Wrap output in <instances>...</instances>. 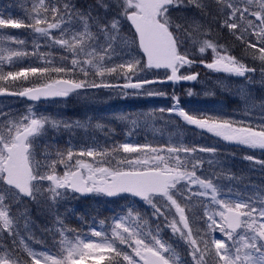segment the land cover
Returning a JSON list of instances; mask_svg holds the SVG:
<instances>
[{
  "label": "snow or ice",
  "instance_id": "1",
  "mask_svg": "<svg viewBox=\"0 0 264 264\" xmlns=\"http://www.w3.org/2000/svg\"><path fill=\"white\" fill-rule=\"evenodd\" d=\"M19 6L18 17L0 9V97L28 102L20 111L0 100V264H264V183L234 172L218 147L184 138L185 130H198L264 155V96L252 91L264 88V0ZM29 58L34 62L25 65ZM198 68L222 74L205 86V97L229 92L228 79L243 81L236 89L243 114L259 112L258 121L182 106L175 89L187 83V96L200 95ZM105 89L171 104L112 113L110 120L36 107ZM113 121L129 137L151 126L161 137L169 130L168 138L79 150L59 143L61 133L77 129L112 135ZM242 158L264 172V159ZM85 195L126 204L104 218L83 215L72 202ZM73 218L87 231L70 226Z\"/></svg>",
  "mask_w": 264,
  "mask_h": 264
},
{
  "label": "rangeland",
  "instance_id": "2",
  "mask_svg": "<svg viewBox=\"0 0 264 264\" xmlns=\"http://www.w3.org/2000/svg\"><path fill=\"white\" fill-rule=\"evenodd\" d=\"M16 8L19 10H22L20 8V4L23 2V0H11ZM6 32L16 34V31L14 30H5ZM15 32V33H14ZM7 68V66H6ZM218 76H222L220 74H213V73H201L202 77V83L195 86V91L201 93L198 96H192L189 97L186 95L184 97V100H186V108L190 109H202L206 111H212V110H218L222 109L226 113L233 114L236 119H248V120H255L258 121L259 112H256L253 114V116L246 117L243 114V108L244 105L240 98L236 95V89L239 84H241L243 81H241L238 78H231L226 80L225 82L229 85L230 91L229 92H221L217 90V94L214 97H205L202 92L206 85H209L211 82L215 81ZM258 78V75H257ZM252 91L255 93L257 97L264 96V88H262L259 84L255 85L252 88ZM186 94V93H185ZM4 101L5 104H10L14 110H20L23 111L27 104L25 101H22L20 99H0ZM124 102H142L143 107L146 109L144 111H135V112H149L154 109H158L160 107H167V105H170V100L168 98H161V97H146V96H137V97H130L127 99L118 97L115 93L111 92L110 90H98V91H89L87 93V98L84 96H77L76 94L72 95L71 98L67 101L62 102H48V103H42L37 104L36 107L40 110V112H46L49 114H60L66 118H68V113L70 111H75V115H78L79 119H83L85 116H99V117H106L108 120L111 119L112 113L117 112H123L122 109V103ZM82 110V111H78ZM113 121L112 123H114ZM119 125L123 127L122 132L125 133L127 128L124 127L123 124ZM157 128H161V124H156ZM109 128H112L111 125H109ZM108 129L100 130V129H91L88 131L84 130H75L72 134L68 133H61L59 138H61L62 134L63 136L67 137V142L70 141L71 145L74 143L78 146H92L94 143L98 146L101 144V147H111L112 137L115 135H106V132ZM168 131L165 130V134L163 137L160 136L159 132H154L151 128V126L147 128H141L139 131L135 132L130 138L134 139L135 142L138 141V143H148L147 140L153 142V143H163L168 138ZM200 136H204L201 133H195L191 130H185V140L187 142L197 143V138L200 139ZM197 137V138H196ZM129 138V139H130ZM139 138H141L139 140ZM211 140V138H208ZM212 142V141H211ZM214 146L218 147L222 157L225 158L228 163L231 165L232 170L235 171V169L240 172L243 170L247 173V175L251 178L254 176L257 181L260 183H264V175L258 176V174H261L259 167L257 166L254 169L249 168V162L244 160L242 157L249 154H255L258 158L264 157L258 155L260 152L259 150H249L244 149L242 146L234 145V149L238 152L242 153V157H238L235 155L227 154V150H232L233 146L228 147L227 145H224L223 143H214L212 142ZM110 145V146H107ZM261 154V153H260ZM90 159V158H85ZM252 180V179H251ZM99 227V226H97Z\"/></svg>",
  "mask_w": 264,
  "mask_h": 264
},
{
  "label": "trees",
  "instance_id": "3",
  "mask_svg": "<svg viewBox=\"0 0 264 264\" xmlns=\"http://www.w3.org/2000/svg\"><path fill=\"white\" fill-rule=\"evenodd\" d=\"M18 8L15 7V5L13 4V2L11 0H0V9H3L6 14H7V12L10 11L14 17H18V16L23 15V11L19 10ZM8 30H14V31H16V34H21L24 31L22 29H8ZM236 54L237 55L240 54L239 49L236 50ZM34 60H35V58H29V59H26L24 63H25V65L29 64V63H33ZM5 70H8V69L5 68ZM197 71H200L201 73H207L208 72L207 70H205L203 68H198ZM161 75H162V73H161ZM187 88H188L187 86H183V87L177 86L175 89L177 95H179V97H180L181 105L185 106V107H186V100H184V97H186L185 93H186ZM165 90H167L169 92V94H171V91H172L171 88L166 86ZM170 103H171V100H170ZM167 106H169V105H167ZM119 109H122L123 111L135 112V111H144L146 108L143 107L142 102H138V103H136V102H124V103H122V108L120 107ZM75 111H73V112L70 111L68 113V118L79 119L78 115L74 114ZM78 111L80 112L82 110H78ZM110 125L112 128L115 129V133H114L115 136L112 137L113 141L111 143H109V144H111V146L113 145L114 142L122 143V142L130 141L132 143H138V141L135 142L134 139L130 138L131 136L129 137L127 135V130L125 133H123L122 132L123 127L121 125H119L117 122L111 123ZM191 131L195 132V130H191ZM196 131L199 133L198 130H196ZM61 136L62 137L58 138V140H59V143L63 146L67 142V137L63 136V134ZM140 139L141 138H139V140ZM197 139H198L197 143H195V144L205 145V146L210 145V143L205 141L204 137H200V139L199 138H197ZM147 142L153 143L149 140H147ZM71 146L74 147L76 150L84 148L83 146H78V145H75L74 143H72ZM98 146L101 147L102 145L99 144ZM107 146H110V145H107ZM86 147H89V146H86ZM228 147H230V146H228ZM229 152L232 155L242 157V153L238 152L237 149L235 150L234 146L232 147V150H230V151H229V149L227 150V154H229ZM258 155L263 156L260 153ZM260 158L264 159V157H260ZM234 172H238V171L235 169ZM263 175H264V172H262L261 174H258V176H262V177H263ZM251 179H252V182H255L258 184L260 183L259 181H257V179L254 178V176H252ZM124 204H126V202L119 200V198H116L113 200H108V199L102 198L100 196H93L92 198H89V199L78 198L72 202V206L80 214H83V215H89L90 214L92 216H96L97 218H104V217L112 215L113 211H119L120 207ZM69 223H70V226H72V227L81 228L84 231H87V226L80 224L78 219L73 218L69 221ZM88 224H91V220L88 221Z\"/></svg>",
  "mask_w": 264,
  "mask_h": 264
},
{
  "label": "flooded vegetation",
  "instance_id": "4",
  "mask_svg": "<svg viewBox=\"0 0 264 264\" xmlns=\"http://www.w3.org/2000/svg\"><path fill=\"white\" fill-rule=\"evenodd\" d=\"M195 133H198V132L195 130ZM202 135H204V136H200V137H204L205 141L208 142V143H210V145H213L212 142H214V143H223L224 145H228V144L229 145H235V144H230L228 142L222 141L219 138L214 137L212 134H209V133H203ZM208 138H211V140H209Z\"/></svg>",
  "mask_w": 264,
  "mask_h": 264
},
{
  "label": "water",
  "instance_id": "5",
  "mask_svg": "<svg viewBox=\"0 0 264 264\" xmlns=\"http://www.w3.org/2000/svg\"><path fill=\"white\" fill-rule=\"evenodd\" d=\"M185 85H190V84H185ZM91 91V90H90ZM92 91H95V90H92ZM73 95V94H72ZM71 96V95H70ZM70 96L66 99V100H68L69 98H70ZM11 98H16V97H0V99H11ZM20 99H22V100H24L23 98H20ZM50 101H65L64 99H60V98H57V99H55V100H47V101H41V102H39V103H45V102H50ZM80 197H82V198H88V197H90L89 195H85V196H80ZM107 198V197H106ZM108 199H114V198H108Z\"/></svg>",
  "mask_w": 264,
  "mask_h": 264
}]
</instances>
